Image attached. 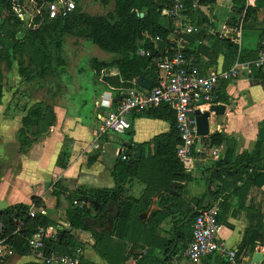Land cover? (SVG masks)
I'll return each mask as SVG.
<instances>
[{"label": "crops", "instance_id": "0c3cea01", "mask_svg": "<svg viewBox=\"0 0 264 264\" xmlns=\"http://www.w3.org/2000/svg\"><path fill=\"white\" fill-rule=\"evenodd\" d=\"M247 4L254 6L255 0H247ZM200 9L206 19L201 26L204 33L188 37L187 49L194 54L203 73L228 70L230 54L223 45L219 47L215 43L232 34L229 21L233 0H215ZM255 18L256 21L251 20L241 32L238 40L241 52L255 50L264 39V10H258ZM162 22L166 24L165 19ZM251 25L254 27H249ZM108 93L119 96L110 89L98 96ZM216 97L219 102L215 104L224 105L226 111L221 125L214 121V114L211 115L207 137L221 133L226 141L217 148L206 149L200 138L193 167L186 171L187 177L172 184V174L165 173L155 158V138L171 129L170 123L164 120L133 115L129 133L117 135L121 136L118 139L116 134L97 137V115L102 111L94 102L90 110H87L89 103L84 101L59 103L52 106L54 123L42 127L38 135L28 134L31 145L21 151L19 134L27 113L15 115L16 105L3 102L0 106V213L22 204L36 208L34 202H40L47 219L54 225V235L61 239L59 231L70 232L82 249L83 264H139L142 257H149V263L153 264L154 259L167 258L168 242L176 249L171 264H227L219 256L198 261L183 257L192 237L193 215L218 203L223 225L220 239L238 251L247 242L239 264H264V258L256 263L259 254L264 256L257 249L259 245L264 246L263 181L254 184L247 175L240 181H235V176L224 175L210 183L214 166L219 160L227 161L230 147L232 163L245 154H254L264 121V80L241 75L234 81L220 83ZM209 107L205 105L199 110L205 112ZM128 147H132L129 159L132 167L123 189L128 204L136 209L129 211L126 227L114 230L119 207L111 202L114 205L107 214L96 218L97 213L90 211L86 217L95 220L96 225L85 220L84 228H72L68 217L72 208L71 193L77 189L114 188L111 172L118 164L120 152ZM62 155H65L61 161L65 168L58 163ZM56 188L61 193L58 197L54 194ZM87 207L90 208V203ZM91 232L104 234L98 249ZM0 264L44 262L30 250L22 253L15 248L14 255Z\"/></svg>", "mask_w": 264, "mask_h": 264}, {"label": "trees", "instance_id": "16d2710c", "mask_svg": "<svg viewBox=\"0 0 264 264\" xmlns=\"http://www.w3.org/2000/svg\"><path fill=\"white\" fill-rule=\"evenodd\" d=\"M27 1L35 4L38 9H41L54 0H0V106L4 100L1 83L4 67L7 70H13L14 63L17 61L20 75L27 82L33 80L35 72L40 77L44 76L52 64L53 53H55L56 61L59 62L61 60L60 41L66 34H75L80 38L91 41L100 50L119 56V74L113 80L104 78L106 88L111 91L120 95L126 91L139 89V86L135 83V80L139 77L155 80L153 58L142 57L138 55V52L142 49L154 52V39L159 37L161 42L158 44L162 47L167 43V38L173 32L174 22L163 15L164 11L168 8L165 0H111L115 4L114 12L105 17L91 16L78 11V6L68 17H60L54 20H50L47 13L44 14L41 11L35 21L23 30L21 28L23 21L19 17V12L25 11V3ZM214 1L189 0L186 3L188 22L192 24L197 23L199 26H202L206 19L200 8L212 4ZM76 3H78V0H76ZM260 9L264 10V0H255L254 6L248 5L247 0H233V10L229 21L233 30L232 34L225 39H217L215 43V45L219 47L223 45L227 49L230 54V61L239 52V43L235 31L239 26L240 17L245 13L244 30L247 23L251 19H255L257 11ZM164 19L166 24L162 22ZM75 29H79V31L75 33ZM22 32L24 34L21 37L20 34ZM52 32H55L56 35L54 42H51ZM262 51H264L263 40L255 50H243L241 52V60L243 62L254 61ZM186 53L190 56L194 55L191 52L189 53L188 49ZM25 57L28 58V63H26ZM103 66L101 63L97 64L99 68ZM253 76L264 80L261 72H255ZM218 102L215 101V103ZM137 116L160 119L170 123V132L155 138L157 147L155 158L158 166L165 173L172 174L170 175L171 184L173 181L185 179L187 177L185 164L176 155V148L182 141L177 130L175 113L167 106H161ZM54 121L55 115L52 107L46 106L43 103H37L30 107L22 120L23 128L19 134L22 145L20 150L24 151L25 148L31 145L28 131L36 128L35 134L38 135L43 127V123L47 122L48 127ZM224 141H226V138L221 133H214L209 137H201V142L206 149L217 148ZM130 151H132V147H128L126 150V155L129 159ZM64 156L62 155V158L60 157L58 162L63 168L65 166L61 161ZM232 157L233 150L230 147L227 152V161L219 160L214 166V173L210 183L224 175L227 177L235 176V181H240L242 180V176L247 175L249 180H252L254 184L258 180H262V185L264 184V121L260 127L254 154H245L235 163H232ZM131 167V161H121L119 159L118 164L111 172L115 182V187L112 189H77L71 193L70 204L72 208L68 211V217L72 228H84V219L89 216L90 211L96 212L97 218L104 213L111 202L119 207V214L114 219V230L119 227L120 230H123L126 227L129 211L136 209V207H130L128 204V199L124 196L123 189V185L127 180V173ZM250 169L252 170L251 173H249ZM56 187L59 188V185H56ZM54 194L58 197L61 193L56 188ZM91 202H97L100 206L99 209L96 210L95 206L91 204L90 208H88L87 204ZM34 203L36 209L46 211L40 202L36 201ZM75 203L83 204V207L81 208L75 205ZM31 207L30 205L22 204L0 213V225H2L0 239H5L7 243L24 253L30 250L28 239L43 229L45 231V243L48 252L72 254L77 248H80L75 243L70 232L59 231L62 235L61 239L58 238V235H54V225L46 216L38 214L35 218H31L29 215ZM197 215L195 213L190 221L194 222ZM91 233L96 242L95 248L98 249L97 245L104 237V234ZM170 244L173 243L168 242L166 244L167 249L169 248L167 258L163 261L154 259L151 263L171 264L170 261L175 256L176 249L171 247ZM247 247L248 244L246 242L243 244L242 249H239L238 259L243 255V249ZM148 258L142 257L138 261L139 264H150Z\"/></svg>", "mask_w": 264, "mask_h": 264}, {"label": "built area", "instance_id": "2783aa9c", "mask_svg": "<svg viewBox=\"0 0 264 264\" xmlns=\"http://www.w3.org/2000/svg\"><path fill=\"white\" fill-rule=\"evenodd\" d=\"M168 8L164 17L174 22V30L167 38V43L159 46L161 39H154V52L142 49L138 55L152 57L155 65V80L150 90L139 89L126 91L119 96L111 93L98 96L95 107L102 111L97 115L99 122L97 137L113 133L124 135L131 131L130 118L150 110L167 106L175 113L177 130L181 144L176 148L177 157L185 164L188 171L193 167L196 146L201 138L198 135L195 112L202 106H211L216 101V90L220 83L236 80L241 75L252 76L261 72L264 76V51L254 61L243 62L241 50L231 61L225 71L203 73L193 56L186 53L187 38L202 32L203 28L197 23H189L186 3L189 0H165ZM77 8L76 0H54L45 6L50 20L66 18ZM245 13L240 17L236 30L237 38L241 37ZM37 28V27H36ZM264 42V39H263ZM119 99V100H118ZM203 105H198L199 101ZM121 161H128L125 152H120ZM79 207L83 204L75 203ZM46 216V211L31 207L29 215ZM220 208L218 203L202 210L195 218L192 237L189 245L183 251V257L190 261H198L210 256H219L227 264H239V251L220 239L223 225L220 222ZM2 225H0V234ZM45 231L42 229L28 239L31 252L39 257L44 264H83L82 249L77 248L72 254L48 252L45 243ZM264 253V246L257 247ZM15 253V247L5 239H0V262H5Z\"/></svg>", "mask_w": 264, "mask_h": 264}, {"label": "rangeland", "instance_id": "374dc122", "mask_svg": "<svg viewBox=\"0 0 264 264\" xmlns=\"http://www.w3.org/2000/svg\"><path fill=\"white\" fill-rule=\"evenodd\" d=\"M77 6L78 11L96 17H105L113 13L115 8L111 0H78ZM41 11L46 14L45 7L38 9L35 4L27 1L25 11L19 12V17L23 21L21 28L25 30ZM251 20L256 21V18ZM77 31L79 29L74 30L75 33ZM23 34L22 32L20 36L22 37ZM55 39V32H52L51 42ZM60 47L61 60L56 61L55 53H53L50 69L41 77L35 72L31 82L25 81V78L20 75L17 61L14 63L13 70H7L4 67L1 82L4 92L3 102L16 105L13 114L27 113L28 109L37 103L52 107L59 103L75 104L78 101H84L89 103L87 110H90L95 98L103 91L109 90L104 84V78L113 80L119 74V56L100 50L87 39L75 34H66L60 41ZM25 59L28 63V58L25 57ZM99 63L104 66L97 67ZM43 127L47 128V122L43 123ZM36 131L31 129L28 133L33 135ZM109 135L115 134L109 133ZM115 137L118 139L121 136Z\"/></svg>", "mask_w": 264, "mask_h": 264}, {"label": "water", "instance_id": "95a60500", "mask_svg": "<svg viewBox=\"0 0 264 264\" xmlns=\"http://www.w3.org/2000/svg\"><path fill=\"white\" fill-rule=\"evenodd\" d=\"M135 83L139 87L146 89V90H150L152 88V85H153L152 79L145 78V77H139L138 79L135 80ZM198 105H203V101L200 100ZM225 111H226V107L224 105H221V104H213L209 107V110H207L205 112H201L199 109H197L195 112V115H196L198 135L200 137H207L209 135V128H210L209 127V120H210L212 114H214L213 115L214 121L219 123V125H221ZM137 151L139 152V149H137ZM219 158L224 159V156H220ZM90 204L95 206L96 210H98L100 207L97 202H91ZM113 205H114L113 203H110L107 206L104 213L107 214L108 212H110ZM84 220L88 221L89 224H93V225L97 224V222L95 220H93L92 218H85ZM259 256H260L259 260H256V263H259L262 260V258H264V256L261 254H259Z\"/></svg>", "mask_w": 264, "mask_h": 264}]
</instances>
